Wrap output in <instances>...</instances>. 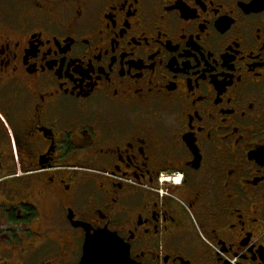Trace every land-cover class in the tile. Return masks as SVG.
<instances>
[{"label": "flooded vegetation", "instance_id": "flooded-vegetation-1", "mask_svg": "<svg viewBox=\"0 0 264 264\" xmlns=\"http://www.w3.org/2000/svg\"><path fill=\"white\" fill-rule=\"evenodd\" d=\"M11 2L0 264H264V0Z\"/></svg>", "mask_w": 264, "mask_h": 264}, {"label": "water", "instance_id": "water-1", "mask_svg": "<svg viewBox=\"0 0 264 264\" xmlns=\"http://www.w3.org/2000/svg\"><path fill=\"white\" fill-rule=\"evenodd\" d=\"M101 233L91 235L88 231L80 264H134L129 258L128 251L126 254L122 243L112 234L103 233L114 242L112 245L99 247L90 243L92 237H96Z\"/></svg>", "mask_w": 264, "mask_h": 264}, {"label": "snow or ice", "instance_id": "snow-or-ice-1", "mask_svg": "<svg viewBox=\"0 0 264 264\" xmlns=\"http://www.w3.org/2000/svg\"><path fill=\"white\" fill-rule=\"evenodd\" d=\"M90 243L94 246L103 247L107 245H112L114 242L110 238H107L103 233H101L98 234L96 237H92Z\"/></svg>", "mask_w": 264, "mask_h": 264}, {"label": "rangeland", "instance_id": "rangeland-1", "mask_svg": "<svg viewBox=\"0 0 264 264\" xmlns=\"http://www.w3.org/2000/svg\"><path fill=\"white\" fill-rule=\"evenodd\" d=\"M13 2H11V0H0V16H4V9L7 5V7L9 9H11ZM12 13V10L10 11V14ZM4 18H7L6 16ZM2 22V21H1ZM2 28L1 24H0V29Z\"/></svg>", "mask_w": 264, "mask_h": 264}]
</instances>
